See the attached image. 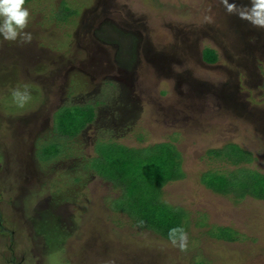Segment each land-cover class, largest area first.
<instances>
[{
    "label": "rangeland",
    "instance_id": "1",
    "mask_svg": "<svg viewBox=\"0 0 264 264\" xmlns=\"http://www.w3.org/2000/svg\"><path fill=\"white\" fill-rule=\"evenodd\" d=\"M228 3L25 0L31 41L0 37V264H264V28Z\"/></svg>",
    "mask_w": 264,
    "mask_h": 264
},
{
    "label": "clouds",
    "instance_id": "2",
    "mask_svg": "<svg viewBox=\"0 0 264 264\" xmlns=\"http://www.w3.org/2000/svg\"><path fill=\"white\" fill-rule=\"evenodd\" d=\"M227 10L232 12L237 5L225 0ZM253 25L264 28V0H250V7L239 13ZM30 12L25 7V0H0V37L9 42H30L31 33L25 31L29 24ZM15 97L27 99V92H15Z\"/></svg>",
    "mask_w": 264,
    "mask_h": 264
},
{
    "label": "trees",
    "instance_id": "3",
    "mask_svg": "<svg viewBox=\"0 0 264 264\" xmlns=\"http://www.w3.org/2000/svg\"><path fill=\"white\" fill-rule=\"evenodd\" d=\"M205 53H207V57H210V59H208V62H211V63H214L215 61H216V59H217V55L215 54V51L214 50H212V49H206L205 50ZM205 53H204V56H205ZM205 58V57H204ZM206 59V58H205ZM237 149H239V148H237ZM239 150H241V149H239ZM209 153H211V152H209ZM160 164L159 165H157V167H156V171H155V178H154V181H156L159 177H160V175L161 174H163V173H165L166 171H167V169L168 168H172V167H174V166H177L176 164H174V166L172 165L171 166V163H170V160H169V157H167L166 159H164V160H160V162H159ZM181 177H183V176H181ZM263 183H264V180H261ZM224 183H225V181H224ZM240 184H242V186L245 184V181L243 182V180H242V182L240 183ZM229 186H232L231 184H226V185H224V190H226ZM230 190H232V189H230ZM224 192V191H223ZM229 191L227 190V191H225L224 193H228ZM184 219V216L182 217V219L181 220H179L177 223H176V226H171V227H173L174 229H172L173 231H175L176 229L180 232V238L179 239H181V238H183L185 235H188L189 233H190V228H185V230L183 231V229H181L182 227H184V224L187 226V227H189V223L191 222V221H189L188 222V220H183ZM192 219V218H191ZM168 220L169 219H167V220H164L161 224H163L164 226L165 225H168L169 224V222H168ZM181 223V224H180ZM180 224V225H179ZM171 230V231H172ZM219 236H220V238L222 239L223 238V235H225L226 233H227V235H234L235 233H236V231L235 230H233V228L232 227H230V229H228V227H225V228H223V227H221L219 230Z\"/></svg>",
    "mask_w": 264,
    "mask_h": 264
}]
</instances>
